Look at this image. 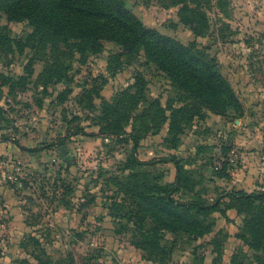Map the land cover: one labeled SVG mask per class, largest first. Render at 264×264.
Returning a JSON list of instances; mask_svg holds the SVG:
<instances>
[{
	"label": "rangeland",
	"instance_id": "374dc122",
	"mask_svg": "<svg viewBox=\"0 0 264 264\" xmlns=\"http://www.w3.org/2000/svg\"><path fill=\"white\" fill-rule=\"evenodd\" d=\"M124 3L214 58L238 105L220 114L195 103L143 48L51 50L0 8V264H264L242 239L246 205L224 195L264 191V0ZM111 125L138 137L137 158L155 164L133 165V140ZM170 157L184 168L175 202L216 208L143 209L142 192L167 194L176 181V165L161 161ZM198 218L211 233L190 231ZM147 238L155 249L137 246Z\"/></svg>",
	"mask_w": 264,
	"mask_h": 264
},
{
	"label": "trees",
	"instance_id": "16d2710c",
	"mask_svg": "<svg viewBox=\"0 0 264 264\" xmlns=\"http://www.w3.org/2000/svg\"><path fill=\"white\" fill-rule=\"evenodd\" d=\"M0 8L6 11L10 19L29 21L34 27V36L37 37L42 33L39 41L50 43L51 50H59V44L63 42L69 48L67 53L97 51L101 47L102 40L121 45L127 53L143 48L150 59L168 71L172 83L183 88L186 97H191L195 103L201 101L220 114L224 113L228 106L238 105L237 97L228 81L214 70L216 67L214 58H210L201 50L196 52L201 54V57H198L193 53L191 45L185 46L157 29L145 26L140 18L126 7L124 0H0ZM116 112L117 109L109 113L112 115ZM112 125L106 132L116 134L122 139L133 140L131 159L133 165L155 164V160L142 161L137 158L138 137L129 135L124 138L122 135L126 132ZM80 132L86 133L82 129L77 131ZM96 134L90 133L92 136ZM161 161H172L176 165V181L167 194L154 196L142 192L143 202L146 205L143 209L149 207L150 213L156 210L157 207L153 206L155 201L163 208H181L184 214L191 213L194 209L198 212L211 211L218 206V203L205 205L197 201L175 202L171 192L182 184L184 168L176 157L164 158ZM224 195L246 205L245 207L241 205L239 211L247 212L249 215L245 224L249 235H243L242 239L249 247L264 253V191L259 193L232 191ZM256 202L263 205L257 207ZM184 218L186 221H193L191 215H184ZM161 219L162 223H169ZM197 220L195 224L197 226L190 231L200 237L212 232L213 222L205 224L202 218ZM178 228L187 230L182 226ZM156 245L149 238L137 243L142 249H155ZM36 259L39 260L40 257L36 256ZM258 260L264 263L263 257L258 256ZM41 264H50V262L45 260Z\"/></svg>",
	"mask_w": 264,
	"mask_h": 264
},
{
	"label": "water",
	"instance_id": "95a60500",
	"mask_svg": "<svg viewBox=\"0 0 264 264\" xmlns=\"http://www.w3.org/2000/svg\"><path fill=\"white\" fill-rule=\"evenodd\" d=\"M64 149V148H63Z\"/></svg>",
	"mask_w": 264,
	"mask_h": 264
}]
</instances>
